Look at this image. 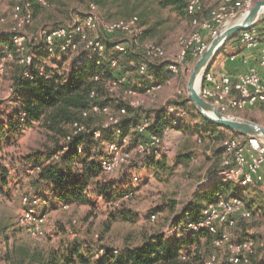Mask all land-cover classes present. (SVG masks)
Listing matches in <instances>:
<instances>
[{"label":"rangeland","instance_id":"rangeland-1","mask_svg":"<svg viewBox=\"0 0 264 264\" xmlns=\"http://www.w3.org/2000/svg\"><path fill=\"white\" fill-rule=\"evenodd\" d=\"M65 1L73 15L71 19L66 8L64 10L42 8L36 6L35 3L33 6L34 21L26 30L31 31L42 26H55L65 21L71 24L75 20H82L87 11L86 5L81 0ZM253 1L255 4L257 0ZM13 6L14 0H0V18L5 19V22L0 24V38H6L14 26L11 18ZM101 15L103 16L102 12ZM160 15L166 19V22L154 30L148 29L147 37L140 36L137 40L140 43L143 39L157 42L167 49L171 57H176L179 36L188 35L194 30L191 27V19L178 16L169 9H163L160 11ZM262 15L264 16V12ZM156 17L157 15H153L149 23L152 24ZM236 22V17H233L229 24L232 26ZM145 27L147 30V26ZM89 32L91 36H99L106 42L117 39L100 31ZM206 39L209 43L212 42L211 39ZM132 40L135 43L138 42ZM34 44L36 43L29 44L28 49L35 54L36 65L50 73H55L58 70L63 72L59 67L69 68L73 61L83 55L82 50L76 53H61L59 51L46 53L40 46ZM176 44L177 47H175ZM195 63L196 60L187 66V70H183V76L177 77L171 83L165 82L153 94L144 95L141 93L132 97L139 101L141 116H148V110L151 107L166 109L171 101L182 99L187 93L188 82ZM14 70L17 71L16 65L8 62L6 72L0 75V112L12 110L18 105L13 100L18 91L14 80H12L14 79L12 78L15 74ZM133 73H137V68H134ZM128 75L132 76V74ZM202 75L203 73L199 77L198 86L202 81ZM165 89H169L168 94L161 98ZM19 95L21 96L20 93ZM113 100H116V96H113ZM113 105L112 109L116 112ZM19 109H22V105L14 112ZM233 116L253 120L264 126V105L240 110ZM98 122L99 118L91 120L93 124ZM230 137H232V133H225V139ZM134 139L133 142L136 141ZM55 140L54 136L48 134L37 123L24 130L16 141L5 144L3 152H0V169L3 166L8 172L7 183L0 190V264H17L16 260L19 255L15 251L23 245L31 247L39 245L43 251L47 252L51 247H58L62 241L66 243L77 241L83 244L84 254L88 256L87 248L90 246L96 247L105 244L120 250L126 245L140 241L147 231H159L169 238L180 239L187 234L182 219L187 205L194 201L200 193L209 189L217 179L232 183L231 189L220 195L221 198L240 196L252 212L250 218L239 217L236 225L228 227L227 230L237 241L254 238L257 241V247L253 259L264 261L263 187L259 183L241 185L235 180L218 174L223 167L220 168L221 161L215 155L214 149L220 143H213L209 138L204 139L197 132L175 133L172 143L168 139L170 149L160 157L150 158L134 153L128 164L107 175V180L115 182L120 188L136 189L124 203L118 201V204L113 205L94 192L90 194V204L72 205L69 208H64L61 202L52 198L48 188H42L43 192L38 194L42 195L47 203L39 206L38 210L44 215L45 234L41 238H32L18 224L19 215L24 209L23 195L37 194L31 189L32 173L29 164H31L32 158L41 157L43 153L52 151L56 147ZM262 140L264 141V138ZM92 143L94 144V141ZM97 147L101 153H104L107 141H99ZM223 152L222 161L229 157L225 149ZM216 168H220L219 171L211 173V170ZM124 214L133 218L127 220L122 216ZM153 214H156L154 219L152 218ZM203 246L206 247V244ZM208 249L210 255H217L218 264H223L226 261L228 253L224 248L210 245Z\"/></svg>","mask_w":264,"mask_h":264},{"label":"trees","instance_id":"trees-1","mask_svg":"<svg viewBox=\"0 0 264 264\" xmlns=\"http://www.w3.org/2000/svg\"><path fill=\"white\" fill-rule=\"evenodd\" d=\"M24 1L31 4L33 19V6L35 3L36 6L42 8H58L60 10L66 8L68 14H70V19L73 16L70 9L67 8L68 3L65 0H48L47 6L41 5L38 0ZM81 1L86 5L87 10L92 3L97 5L103 16H105L104 18L108 20L129 19L137 16L140 24L144 26V33L141 35L143 38L147 37L148 29L154 30L166 22V19L160 15V11L163 9H169L176 15L187 19L192 18L187 9L189 0ZM153 15H157V17L150 24L149 21ZM197 15L199 16V13ZM66 23L65 21L55 26L42 27L56 28ZM145 26H147V30ZM114 37L118 39V36ZM117 39L110 42L104 40L106 57L101 60V63L86 56L79 59L82 60L80 64L77 63V59L73 61L69 71L59 72L58 70L55 73H50L45 70L46 74L41 75L38 70L40 66L36 65L35 58L33 65H31V71L34 74V78L31 80L24 76L25 66L18 61L19 54L11 40V33L9 32L6 38H0V46H8L14 55L13 59L5 61L4 73L7 70L8 62L16 65L17 71L14 70L15 74L12 80H14L23 99L22 109L0 121V152H3L5 144L16 141L24 130L33 127L37 123L56 139V147L52 151L43 153L41 157L32 158L31 164H29L32 173L31 189L37 192L34 195L42 197L38 193L43 192L42 188H48L53 199L63 205L72 206L90 204V194L94 192L113 205L118 201L124 203L134 194L135 188L123 189L118 187L115 182L108 181L106 176L109 173L103 170L101 160L106 151L101 153L97 145H99V141L109 142L116 139L113 132L104 131L100 138H95L91 131L71 134V125L75 121L85 123L90 128L101 125L105 119L103 113H91L88 117H84L82 114L93 104L107 105L111 108L114 104L113 106L117 110L115 113L117 114L120 109H126V113L121 114V119L124 132L131 134V142L134 143L133 138L137 141L147 137V135L140 136L131 131V128L141 121L140 107L131 106L121 97L110 93L106 88V82L116 78L119 74L127 77L126 87H133L140 93L145 92L146 88L152 85V82L138 71L140 63L146 60L143 51L131 48L124 52L118 51L115 46ZM42 50L45 51L43 48ZM46 53L49 52L46 51ZM3 56L4 54L0 49V60ZM113 58L119 61L120 70L118 71L111 67L110 62ZM134 68H137V73H133ZM149 68L154 72L155 82L157 83L164 84L172 77L167 61L158 64L150 61ZM47 72L50 74L49 76ZM128 74H132V76ZM95 75H99L100 80H94ZM93 90L96 93L95 96L91 95ZM113 96H116V100H113ZM170 104L182 106L188 110V114L192 111L194 115L192 117L187 115L180 119L175 128L182 129L185 132H197L204 139L209 138L213 143H220L214 149L215 155L219 158L224 153L225 133H232V137L243 136L204 117L186 96H183L180 100L171 101ZM148 111L149 134L161 135L167 126L173 125L174 116L168 113L167 108H154ZM20 112L24 113L23 118L19 115ZM195 116L200 118V121L195 122ZM94 118H99L97 124L91 123ZM92 141H94V144ZM57 155L58 158H56ZM220 168L211 170V173H217ZM7 178V170L1 166L0 190L7 183ZM231 187L232 183L230 181L215 180L209 189L200 193L194 201L187 205V209L182 215L183 221L187 212L194 219H201L204 207L221 199L220 195L227 193ZM126 195H129V197L126 198ZM122 216L127 220L133 218L125 214ZM21 228L25 230L23 227ZM213 238L214 235L207 228H202L198 232L187 230V234L180 239L169 238L159 231H147L140 241L132 245H126L120 250L105 244L96 247L90 246L87 248L88 256L84 254L83 244L77 241L70 243L62 241L58 247H51L47 252L43 251L39 245L34 247L23 245L15 252L19 255L16 260L17 264H204V261L213 255L208 253L210 251L207 248L210 245L216 247ZM205 244L206 247L203 246ZM101 250L102 253H100ZM253 257L249 264H264L262 259H253ZM223 264L230 263L226 259Z\"/></svg>","mask_w":264,"mask_h":264},{"label":"built area","instance_id":"built-area-1","mask_svg":"<svg viewBox=\"0 0 264 264\" xmlns=\"http://www.w3.org/2000/svg\"><path fill=\"white\" fill-rule=\"evenodd\" d=\"M38 2L43 6L48 5V0H38ZM253 4V0H222L211 9L206 17H199L197 14L203 8V0H189L187 9L192 15L191 24L194 26V30L188 35L179 36L176 57H171L163 45L157 42L143 40L140 43L137 40L144 33V28L137 16L129 19L108 20L101 15L99 7L93 3L80 21L75 20L71 24L66 23L56 28L42 27L27 31L26 28L31 26L34 20L31 4L24 0H14L11 15L14 26L10 29V33L11 40L19 54L18 61L25 66L24 76L31 80L34 78L31 65L34 63L35 54L29 51V44L34 42L36 43L34 45L42 47L49 53L55 51L76 53L82 50L83 55L78 57V64L82 62L79 59L86 56L101 63V60L106 57V44L101 37L91 36L89 31H100L108 36H118L115 44L118 51L124 52L129 48L143 51L146 60L140 63L138 71L152 82V85L148 86L144 92L151 95L164 84L155 82V74L149 68L150 61L157 64L167 61L172 77L166 82H171L181 70H187V66L199 59L209 48L210 43L205 37V32H208L210 39L213 40L231 26L229 24L231 18L236 17L239 13H248ZM4 22L5 19L0 18V24ZM233 38H236L239 44L245 48L260 47L258 60L260 65L264 67V16L262 14L249 28L239 31ZM132 39L138 42L135 43ZM0 49L4 54L0 60V75H2L5 61L13 59L14 55L8 46H0ZM110 64L115 70H120L118 59L113 58ZM38 70L41 75L46 74L43 67H38ZM47 75L50 74L47 72ZM93 79L100 80V76L95 75ZM127 81L125 75L119 74L116 78L106 82V88L110 93L121 97L131 106H139V101L132 99V97L141 93L133 87H126ZM198 92L204 99L213 103L220 112L235 115L240 110L264 105V72L253 67L246 72L233 75L226 72L218 74L211 69H206L198 86ZM91 95H96L94 90ZM184 96L187 97V93ZM167 111L174 116L173 125L167 126L161 135L149 134V120L147 118L141 119L131 128V131L140 136L147 135V137L132 143L131 134L124 132L121 119V114L126 113V109H120L117 114L110 106L93 104L82 114L84 117H88L91 113H103L105 119L101 125L90 128L85 123L75 121L71 125V134L91 131L95 138H100L104 131L113 132L116 139L107 142L106 152L101 160L103 170L111 174L128 164L134 153L155 158L160 157L170 149L168 139L171 131L180 119L188 115V110L182 106L169 104ZM19 115L23 118L24 113L20 112ZM223 145L229 157L222 161L221 166L223 168L218 174L235 180L241 185L259 183L264 189V141L262 138L250 135L230 137L224 140ZM125 197L128 198L129 195ZM22 201L24 209L19 215L18 224L31 237L36 239L43 237L45 234L43 228L44 215L38 208L45 205L47 200L38 195L24 194ZM69 207L70 205H64V208ZM251 216L252 212L243 198L233 196L228 199L221 198L208 204L202 210V218L199 220L194 219L187 212L183 225L186 230L192 232L207 228L214 235V245L227 251V260L230 264H249L255 255L257 241L254 238L237 241L231 236L227 228L235 226L239 217L249 218ZM152 218H156V215H152ZM217 261V255L213 254L204 261V264H216Z\"/></svg>","mask_w":264,"mask_h":264},{"label":"water","instance_id":"water-1","mask_svg":"<svg viewBox=\"0 0 264 264\" xmlns=\"http://www.w3.org/2000/svg\"><path fill=\"white\" fill-rule=\"evenodd\" d=\"M263 12L264 0H257L248 13H239L236 16L237 22L214 38L209 48L196 60L187 86V98L194 103L198 112L204 117L234 132L260 138H264V126L253 120L220 112L213 103H210L199 94L197 84L201 74L214 61L226 42L239 31L249 28Z\"/></svg>","mask_w":264,"mask_h":264},{"label":"crops","instance_id":"crops-1","mask_svg":"<svg viewBox=\"0 0 264 264\" xmlns=\"http://www.w3.org/2000/svg\"><path fill=\"white\" fill-rule=\"evenodd\" d=\"M222 0H203V8L199 12V17H206L211 9H213L218 3H220ZM207 12V13H204ZM207 14V15H205ZM191 27L194 29V26L191 24ZM205 37L210 39V35L208 32H205ZM177 47V44L175 45ZM260 48V47H259ZM259 48H253V49H248L243 47L242 45L239 44V42L236 40V38H231L229 39L226 44L220 49V52L218 55L215 57L214 61L207 67V69H211L215 71L216 73H231L233 75H238L240 73L246 72L251 68H257L260 72H264V67L260 65L258 56H259ZM166 49V48H165ZM167 50V49H166ZM193 63V62H192ZM62 67V68H61ZM59 67L62 71H69L70 69L64 66ZM184 71H180L179 74L172 79H176L179 76H183ZM171 83V82H170ZM169 89H165L163 91V98L168 94ZM142 94L145 95L144 92H141ZM15 103H18L17 106H15L14 109L9 110V111H1L0 112V121L5 120L8 116L14 113L16 109H18L22 104H23V99L19 95V92L17 91L15 94ZM156 102V101H155ZM149 104V101H148ZM155 107H151L150 109H154ZM149 109V110H150ZM142 113V112H141ZM143 114H146V112ZM194 116L192 111L189 112L188 117ZM147 115H144V117L141 116V119L146 118ZM195 122L200 121V118L194 117ZM184 132V130L179 129V128H174L171 135H170V143H172L173 135L175 133L179 132ZM190 134L191 132H187V134ZM211 153H213V150H211ZM215 153V150H214ZM222 159L220 158V167L222 164Z\"/></svg>","mask_w":264,"mask_h":264},{"label":"bare ground","instance_id":"bare-ground-1","mask_svg":"<svg viewBox=\"0 0 264 264\" xmlns=\"http://www.w3.org/2000/svg\"><path fill=\"white\" fill-rule=\"evenodd\" d=\"M197 87H198V84H197Z\"/></svg>","mask_w":264,"mask_h":264}]
</instances>
